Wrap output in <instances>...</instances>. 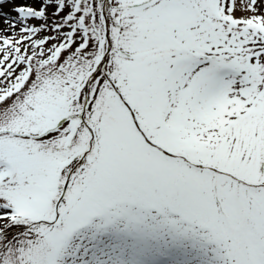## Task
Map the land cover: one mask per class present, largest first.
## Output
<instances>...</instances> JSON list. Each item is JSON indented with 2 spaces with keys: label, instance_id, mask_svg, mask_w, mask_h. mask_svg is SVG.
Wrapping results in <instances>:
<instances>
[{
  "label": "snow or ice",
  "instance_id": "1",
  "mask_svg": "<svg viewBox=\"0 0 264 264\" xmlns=\"http://www.w3.org/2000/svg\"><path fill=\"white\" fill-rule=\"evenodd\" d=\"M0 264H264V0H0Z\"/></svg>",
  "mask_w": 264,
  "mask_h": 264
},
{
  "label": "rangeland",
  "instance_id": "2",
  "mask_svg": "<svg viewBox=\"0 0 264 264\" xmlns=\"http://www.w3.org/2000/svg\"><path fill=\"white\" fill-rule=\"evenodd\" d=\"M2 19V18H0ZM107 237L101 239L97 231L89 226H82L73 239L68 264H96V257L103 251ZM154 264H183L182 254L175 249H169L154 257Z\"/></svg>",
  "mask_w": 264,
  "mask_h": 264
}]
</instances>
